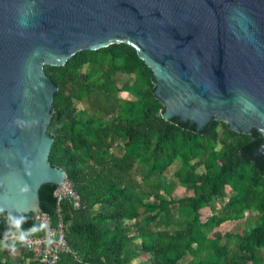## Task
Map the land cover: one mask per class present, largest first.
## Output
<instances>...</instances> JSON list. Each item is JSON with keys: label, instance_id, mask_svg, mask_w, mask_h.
<instances>
[{"label": "trees", "instance_id": "1", "mask_svg": "<svg viewBox=\"0 0 264 264\" xmlns=\"http://www.w3.org/2000/svg\"><path fill=\"white\" fill-rule=\"evenodd\" d=\"M43 71L56 87L47 159L63 169L80 203L72 209L62 200L56 210L55 186L51 190L52 206L43 213L51 224L59 215L70 250L57 264H264V166L238 155L258 138L257 130L244 135L211 119L198 133L164 120L150 92L152 71L126 43L77 51ZM116 72L128 75L122 84L130 100L118 97ZM200 166L203 173L196 171ZM177 187L190 194L176 196ZM216 199L224 203L201 220L199 209ZM241 209L256 212L248 230H213L241 218ZM20 218L0 213V237L34 225L33 234L41 232L34 217L17 229ZM201 251L212 257L198 260ZM0 264L40 263L17 242L15 251L0 248Z\"/></svg>", "mask_w": 264, "mask_h": 264}, {"label": "water", "instance_id": "2", "mask_svg": "<svg viewBox=\"0 0 264 264\" xmlns=\"http://www.w3.org/2000/svg\"><path fill=\"white\" fill-rule=\"evenodd\" d=\"M118 42L152 71L164 120L257 130L238 155L264 166V0H0V213L37 217L65 175L47 159L43 65Z\"/></svg>", "mask_w": 264, "mask_h": 264}, {"label": "built area", "instance_id": "3", "mask_svg": "<svg viewBox=\"0 0 264 264\" xmlns=\"http://www.w3.org/2000/svg\"><path fill=\"white\" fill-rule=\"evenodd\" d=\"M52 195L55 198L56 210L59 202L62 200L67 201L72 209H77L80 205L79 196L65 175L55 185ZM34 218L40 223L41 232L30 235L28 241L22 246L27 251L30 261L40 264H57L59 255L62 252H70L65 243L61 219L58 215L51 224L49 216L43 212ZM18 236L19 234L2 236L0 237V244L4 245L7 239L17 241ZM12 255L18 257L16 253H10V256Z\"/></svg>", "mask_w": 264, "mask_h": 264}, {"label": "rangeland", "instance_id": "4", "mask_svg": "<svg viewBox=\"0 0 264 264\" xmlns=\"http://www.w3.org/2000/svg\"><path fill=\"white\" fill-rule=\"evenodd\" d=\"M111 77L115 80V83L119 88L118 97L121 99V101L123 102L124 100H130L131 95L128 93L127 88H125V86L122 84L128 78V75L116 72V73L112 74ZM112 150L115 153H118L117 148H113ZM138 167H139V165L136 163L135 169H137ZM175 167H176V164L171 165L169 167V169L167 170V172L164 174V177L166 180L168 179V177L171 176V173L175 169ZM196 171H197V173H203L202 166L198 167L196 169ZM174 194L176 196H182L185 194H190V191L187 190L186 188L177 187L174 191ZM223 203H224L223 199H216L212 203L208 204L207 206L201 207L199 209L200 219L203 220L205 218V216L210 212V210L217 209ZM97 207L98 206H96V208ZM255 216H256V212L251 210V209L242 210V217L241 218H239L237 220L224 221L222 223L216 224L213 230L218 231L220 233H223L225 231H229V232H236V233L241 234V233L245 232L246 230H248L252 226L253 221L255 219ZM225 241H227L229 243V245H231V243H232V241H229V240H225ZM210 256L211 255L208 254L207 251H201L200 253L197 254V259L198 260L208 259ZM16 258H17V256H15V255H12V257H11L12 260H16Z\"/></svg>", "mask_w": 264, "mask_h": 264}, {"label": "clouds", "instance_id": "5", "mask_svg": "<svg viewBox=\"0 0 264 264\" xmlns=\"http://www.w3.org/2000/svg\"><path fill=\"white\" fill-rule=\"evenodd\" d=\"M0 211H3V208H0ZM26 219H27L26 216H22L20 219L15 220V227L19 229L21 222ZM35 231H37V228L35 225L27 230L20 231L17 241H14L12 244L7 245V246L0 245V248H7V249H10L11 251H15V246L17 242L20 243L21 245L25 244L28 241L29 236L32 235Z\"/></svg>", "mask_w": 264, "mask_h": 264}, {"label": "crops", "instance_id": "6", "mask_svg": "<svg viewBox=\"0 0 264 264\" xmlns=\"http://www.w3.org/2000/svg\"><path fill=\"white\" fill-rule=\"evenodd\" d=\"M115 148H117V145L115 146ZM94 208H96V206H94ZM107 224H108L109 226H111V225L113 224V222H112V221H109V222H107Z\"/></svg>", "mask_w": 264, "mask_h": 264}]
</instances>
